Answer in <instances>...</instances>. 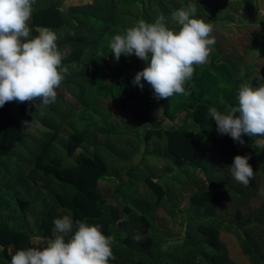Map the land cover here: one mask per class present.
I'll return each instance as SVG.
<instances>
[{"label":"trees","instance_id":"1","mask_svg":"<svg viewBox=\"0 0 264 264\" xmlns=\"http://www.w3.org/2000/svg\"><path fill=\"white\" fill-rule=\"evenodd\" d=\"M47 1L36 0L29 23L33 35L38 34L37 27L57 32L68 73L57 89L55 103L47 106L43 115L34 102L20 104V117L10 113L9 102L0 107V217L10 215L22 227L13 229L0 220V264H10L16 251L34 241L53 237L54 219L69 213L74 222L101 225L102 232L113 237L115 260L110 264H239L220 237L223 230L237 236L253 264H264V196L259 194L264 188V151L253 147L259 137L245 135L241 145L218 133L216 121L209 116L210 107L223 112L238 103L239 85L246 80L235 76L242 59L238 50L217 51L206 64L194 66V74L185 84L188 95L156 99L171 125L148 127L139 139L143 159L155 153L149 148L157 141L162 148L159 156L178 171L176 191L189 195L191 208L183 242L160 244L156 237L162 229L153 204L167 207L171 198L162 181L156 182L149 172L143 175L155 192L153 203L142 195L139 180L132 174L110 191L101 179L115 173V168L99 151H92L87 130L73 121L92 109L88 96L96 104L106 105L126 87L137 86L134 77L147 64L134 54L120 57L130 71L124 76L121 65L111 63L116 58L105 37L122 34L113 28L115 0H91L69 8L58 3L43 6ZM142 9L148 22L155 21L146 1ZM163 15L168 17L165 12ZM196 15L212 25L200 7ZM149 97L142 96L141 103ZM118 114L124 117L126 108L121 106ZM25 121L30 126L26 127ZM66 129L71 132L61 139ZM96 129L106 134L107 140L128 141V134L114 127ZM236 155L248 156L255 171L248 187L231 177L229 166ZM30 177L41 180L47 193L42 189L21 193L20 181ZM3 191L14 193L8 200ZM137 234L138 240L134 239Z\"/></svg>","mask_w":264,"mask_h":264},{"label":"clouds","instance_id":"2","mask_svg":"<svg viewBox=\"0 0 264 264\" xmlns=\"http://www.w3.org/2000/svg\"><path fill=\"white\" fill-rule=\"evenodd\" d=\"M35 3L36 0H0V107L13 101L34 102L36 111L43 115V110L55 103L68 68L63 64L64 54L58 47L55 30L37 27L38 34L33 35L29 22ZM196 12L191 3L174 10L171 21L175 27L169 26L163 14L154 22L139 19L110 40V52L116 60L121 55L134 54L146 62L133 84L143 89L146 81L158 100L188 95L185 84L192 78L194 66L208 62L210 46L215 44L213 26ZM257 80V86L251 81L239 85L236 106L223 112L210 107L209 116L216 121L218 133L229 135L241 145L245 135L259 137L253 147L264 151V80ZM24 123L30 126V122ZM229 171L232 179L244 187L255 176L245 155H236ZM259 194L264 196V188ZM54 226L53 237L16 251L10 264H110L115 260L113 237L105 235L101 225L74 222L69 213L55 218ZM140 238L138 234L134 236Z\"/></svg>","mask_w":264,"mask_h":264},{"label":"rangeland","instance_id":"3","mask_svg":"<svg viewBox=\"0 0 264 264\" xmlns=\"http://www.w3.org/2000/svg\"><path fill=\"white\" fill-rule=\"evenodd\" d=\"M116 1V18L113 28L120 33L133 26L139 19L148 21V17L142 9V2L146 1L148 8L157 18L163 12L168 15L166 22L170 27H175L171 21V13L180 7H187L188 4H194L196 9L200 7L209 22L212 23L213 32L211 36L219 38L211 47L209 58L217 51L231 52L233 49L238 50L242 59L240 70L235 73L236 77L246 78L244 82L251 81L253 86L258 85L257 78L264 80V14H259L264 10V0H115ZM50 3H58L65 8L75 4H89L91 0H48L43 3L47 6ZM149 22H154L150 19ZM179 30L178 27L176 29ZM252 30V32H251ZM110 35H106L105 40L110 44ZM219 44V45H218ZM126 55H121V57ZM98 61V60H96ZM112 64L119 63L120 71L127 76L128 71L125 66L116 59H111ZM144 68V66H143ZM151 95L141 103L142 96ZM113 101V100H112ZM87 102L92 109L84 112L83 118L78 115L73 118L75 124L80 129H86L88 141L91 143L92 151L100 152L115 168V173L105 175L102 183L108 184L110 191L117 186L118 182L127 180L130 175H135L139 180L138 188L142 195L153 203L155 192L143 179L145 173H151L156 182L162 181L166 190L171 194L170 204L167 201V207H160L153 204L155 217L162 229L156 237L157 242L161 244H180L188 228V215L190 214V202L187 192L176 191L178 185L177 170L170 162L160 157L161 149L157 141H153L149 151L155 152L153 155H147L143 159L144 147L139 139L142 138L144 130L148 127L170 126V122L164 118L163 110L158 105L151 86L145 81L141 89L139 85L135 87H126L123 93H119L115 101L106 105L96 104L91 96H88ZM10 113L16 116H22L20 102H9ZM121 106L126 108L124 117L118 114ZM114 127L118 131L128 134V141L123 139L120 142L107 140L106 134L96 129ZM217 129V125H216ZM71 129L64 130L61 139H65ZM218 132V131H217ZM222 135V134H221ZM228 137L229 135H224ZM155 139V138H154ZM239 148H242L240 145ZM59 154L62 152L56 148ZM137 170L133 166H137ZM136 173V174H135ZM117 176H120V178ZM18 189L21 193L33 194L38 189H42L46 194L47 190L41 180L28 178L20 181ZM174 192H173V191ZM17 189L15 190V192ZM6 197H12V191H3ZM143 203H147L143 201ZM176 205V206H175ZM139 211L138 207H134ZM10 228L22 229L21 225L10 215L3 214L0 217ZM151 235V233H149ZM222 241L225 242L229 249L230 256L239 264H253L248 256L243 253L240 241L237 236L223 230L220 232ZM167 238V240H166ZM161 241V242H160Z\"/></svg>","mask_w":264,"mask_h":264}]
</instances>
